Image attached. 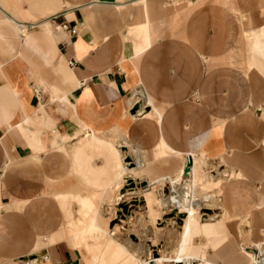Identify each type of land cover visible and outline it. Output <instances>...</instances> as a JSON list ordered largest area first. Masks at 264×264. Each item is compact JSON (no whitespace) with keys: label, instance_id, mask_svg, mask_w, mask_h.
Returning a JSON list of instances; mask_svg holds the SVG:
<instances>
[{"label":"crops","instance_id":"obj_1","mask_svg":"<svg viewBox=\"0 0 264 264\" xmlns=\"http://www.w3.org/2000/svg\"><path fill=\"white\" fill-rule=\"evenodd\" d=\"M133 152L217 189L228 215L184 218L188 262L264 264V0H0V264H90L65 178L90 167L100 188L80 203L96 207L125 170L143 176Z\"/></svg>","mask_w":264,"mask_h":264},{"label":"rangeland","instance_id":"obj_2","mask_svg":"<svg viewBox=\"0 0 264 264\" xmlns=\"http://www.w3.org/2000/svg\"><path fill=\"white\" fill-rule=\"evenodd\" d=\"M146 108H143V111ZM121 140L127 141L124 135L121 136ZM128 154V153H127ZM156 157L167 155L163 149L160 141L157 144L156 150L154 152ZM134 159L128 157V167H132L134 162H138V166L143 168V176L138 179H132L130 176H124L120 192L122 194L130 193L128 195H121L117 198L115 204L114 214L111 217L108 215H101L95 218L96 207L87 204L81 205L80 200H89L93 193L94 189H99L96 184L89 182L88 174L91 171V168L85 169L82 173L77 167L76 163L71 168V173L67 175L65 180H70L71 188L69 194L72 198L64 207L66 213V220L68 222H81L80 226H83V231L87 235H92L93 239L87 240L88 243H91V249L94 254L89 255L91 257L97 258L96 264H121L122 260H126L129 256L134 255L138 257L135 264H140V252L142 242L141 236L150 234V223L149 216L147 215L149 211V205L146 203L145 199L142 197L145 194H140V188L147 177H149L150 182L155 180L157 176L164 175H175L178 171H182V174L176 176H168L162 179V185L158 187L160 192L164 191L162 194L167 198L172 194V188L178 190H186L188 187L187 184L190 183L189 174L191 172L190 164L179 165L175 167L172 172L168 174H153L146 166L143 165L140 157L132 153ZM127 159V156L126 158ZM187 159H192L198 161L200 168L197 171V174L200 175L203 172V169H207L205 159L203 154L200 156L193 155L188 156ZM99 161L97 156L93 157L92 162L96 164ZM184 161V160H183ZM191 163V162H190ZM192 165V164H191ZM193 169V168H192ZM196 170V165H195ZM181 177V178H180ZM176 178H179L175 180ZM172 180V186L169 180ZM174 183V185H173ZM154 187L155 185L152 184ZM167 185V186H164ZM191 187L193 184H190ZM195 198L196 196L200 198L204 204H208V201H216V206H201L199 208L200 220L205 219H215L221 216V214H227L226 210L220 208V203L218 202V194H213V188H203L201 183L197 180L195 185ZM202 187V188H201ZM190 188V187H189ZM218 188V187H217ZM155 190V189H154ZM184 194V193H183ZM146 196V195H145ZM77 197L79 198L77 201ZM117 195H114V199ZM104 197L100 195L93 196V201L100 200L102 201ZM162 205L165 203V200L162 199ZM188 200V198H187ZM190 201V200H188ZM157 203V201H156ZM107 209H110L111 204H105ZM156 206V204H155ZM161 209V206L159 207ZM165 210V209H164ZM159 213L154 218V228L158 231L154 236L155 238L147 241L149 246V256L142 255L143 259L155 258L162 259L163 264H178L176 261L177 252H180L182 255H186L183 252V245L180 238L181 226L184 224V218H186L187 213L180 210L178 206H173L171 209L166 212L158 211ZM103 213V212H102ZM94 214V216H93ZM93 216V218H92ZM92 218V219H91ZM91 219V220H90ZM90 220V221H89ZM89 221V222H88ZM88 222V223H87ZM72 223V222H71ZM145 231V232H144ZM149 232V233H148ZM144 233V234H143ZM156 241V242H155ZM199 241V238L195 237V242ZM187 256V255H186ZM90 257V258H91ZM151 264H154L152 261ZM186 264H195L192 262H186Z\"/></svg>","mask_w":264,"mask_h":264},{"label":"bare ground","instance_id":"obj_3","mask_svg":"<svg viewBox=\"0 0 264 264\" xmlns=\"http://www.w3.org/2000/svg\"><path fill=\"white\" fill-rule=\"evenodd\" d=\"M117 147H120V145H118ZM190 162L192 164L193 170H195V165L193 164L192 161H190ZM135 166L136 165H134V167ZM128 168H130V167L127 166L126 169H128ZM140 168H141V166H140ZM125 171H126L127 174L125 173L126 175L125 174L124 175L125 176H130L128 174V171L127 170H125ZM137 172L138 171H136V173ZM169 181H170V184L172 186V180L170 179ZM152 184L155 185L154 180H153V182H150L149 177H148V180L146 181L145 187H142V190H141L140 194H145L148 197L149 194H150V189H152V190L155 189V192H152L151 194H153L156 197V201L158 202L159 199L160 200H162V199L165 200V203L163 205H161V209H159V211L166 212L167 210L171 209L173 206H178L180 208V210L185 211V213H187V215H188V217L186 218V222H185L186 223L185 232H187L188 223H190L191 221L195 220L198 217V213H199L198 212L199 211L198 206L196 205V202H195L196 201V198H195V185H196V182L193 184L194 186L192 185V187L187 188L186 190H182V189L176 190V189L172 188L173 191H172V194L170 195L169 198H167L166 196H164L160 192L161 188L160 189L158 188V187H160L159 183H158L157 186L155 185V187H146V186H149V185H152ZM119 189H120V187H114L113 195L109 199H106L104 197L101 202H99L100 200H98V202L94 200V205L96 206V211H95V215L96 216H95V218H97L98 216H101V215H103V216H105V215L108 216L109 215L111 217V215L114 214L115 204H116L117 198L120 196ZM109 194H110V191H109ZM114 195H117V197L115 199H114ZM187 198L190 201H188ZM107 203L111 204L110 209L106 208L105 204H107ZM157 212H158L157 209H155V207H153V205H151L149 203V211H148L147 215L149 216V223L151 224L150 225V229H149L150 230L149 231L150 234H147V235L145 234V235L141 236V240L140 241L142 242V245H141L140 252H138L140 254L139 258L141 259L140 260V264H151L152 261L154 262V264H163L162 263V259H159V258L158 259H155V258H149L148 259L147 258L146 260H144L143 257H142V255H146L147 257L149 256V252L150 251H149V246L147 245V241L149 242V240H151V239L153 240L155 238L154 235L158 232L154 228V222H153V219L157 216V214H156ZM154 221H155V219H154ZM137 257H138V254H137V256L131 255V256H129V258L124 260L123 264H135ZM187 258H188L187 256L182 255L179 252L177 254L176 261H177L178 264H186V262H188V260H189ZM97 261H98L97 258H95L94 256L90 258V264H96Z\"/></svg>","mask_w":264,"mask_h":264},{"label":"built area","instance_id":"obj_4","mask_svg":"<svg viewBox=\"0 0 264 264\" xmlns=\"http://www.w3.org/2000/svg\"><path fill=\"white\" fill-rule=\"evenodd\" d=\"M82 24H83V21H80L79 24L75 23V24L69 26L67 23L63 22V23L59 24L58 27L69 31L71 35H76L78 33L79 27L82 26Z\"/></svg>","mask_w":264,"mask_h":264},{"label":"water","instance_id":"obj_5","mask_svg":"<svg viewBox=\"0 0 264 264\" xmlns=\"http://www.w3.org/2000/svg\"><path fill=\"white\" fill-rule=\"evenodd\" d=\"M126 160L128 161L129 159L127 158ZM141 183H143V185H145V184H146V182H143V181H142Z\"/></svg>","mask_w":264,"mask_h":264}]
</instances>
